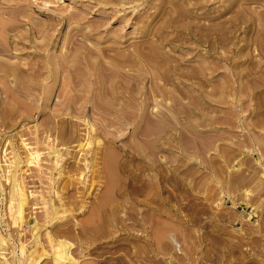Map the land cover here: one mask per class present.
<instances>
[{"label": "rangeland", "instance_id": "1", "mask_svg": "<svg viewBox=\"0 0 264 264\" xmlns=\"http://www.w3.org/2000/svg\"><path fill=\"white\" fill-rule=\"evenodd\" d=\"M36 262L264 264V0H0V264Z\"/></svg>", "mask_w": 264, "mask_h": 264}, {"label": "bare ground", "instance_id": "2", "mask_svg": "<svg viewBox=\"0 0 264 264\" xmlns=\"http://www.w3.org/2000/svg\"><path fill=\"white\" fill-rule=\"evenodd\" d=\"M23 142V141H22ZM22 145H23V147L22 148H24L25 150H26V152L27 153H29V151H31V149H32V147H31V145H29V143L27 144V143H22ZM23 149V150H24ZM33 150V149H32ZM59 150V149H58ZM58 150H53V152L51 153V154H53V157H55L56 159H55V162L57 161V157H58V155L60 154V151H58ZM57 152L59 153L58 155H57ZM33 154V153H32ZM28 155V154H27ZM31 155V154H30ZM16 157L15 158H17V155H15ZM29 156V155H28ZM20 158V157H19ZM18 158V161L20 160ZM16 161V163H17V166H15V167H17V168H19V170H21L20 169V161L18 162L17 161V159L15 160ZM15 164V163H14ZM22 165V164H21ZM20 166V167H19ZM13 168V169H15V171L13 172V173H11L12 175H11V190L10 191H12V196H13V200H15V202H17V205H18V210H17V212L19 213V215H22L23 214V212H24V207H25V205L27 204V201H28V196H27V192H26V190H25V185H23V183H24V181L22 180L23 179V176H22V178H21V174L20 173H17V171H18V169H16V168ZM17 170V171H16ZM42 171H43V169H42ZM16 172V173H15ZM40 173V172H39ZM45 173V172H44ZM48 173V172H47ZM12 198V197H11ZM10 198V199H11ZM12 200V199H11ZM10 206V205H9ZM13 209V208H12ZM35 264H38V262H36Z\"/></svg>", "mask_w": 264, "mask_h": 264}]
</instances>
